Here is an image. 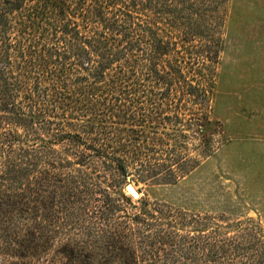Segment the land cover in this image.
Wrapping results in <instances>:
<instances>
[{
	"label": "trees",
	"instance_id": "16d2710c",
	"mask_svg": "<svg viewBox=\"0 0 264 264\" xmlns=\"http://www.w3.org/2000/svg\"><path fill=\"white\" fill-rule=\"evenodd\" d=\"M224 1L0 0V264H264L259 224L117 195L132 175L176 181L185 173L144 131L113 125L132 121L129 84L142 79L163 86V99L173 91L207 101L200 83L183 79L185 56L169 57L175 38L158 34L198 30ZM70 94L85 98L87 134L73 162L54 149L70 138L55 121ZM144 110L150 123L160 118ZM76 205L87 217L85 243L66 242L62 256L48 257L53 240L79 237L82 227L59 224Z\"/></svg>",
	"mask_w": 264,
	"mask_h": 264
},
{
	"label": "rangeland",
	"instance_id": "374dc122",
	"mask_svg": "<svg viewBox=\"0 0 264 264\" xmlns=\"http://www.w3.org/2000/svg\"><path fill=\"white\" fill-rule=\"evenodd\" d=\"M211 17L200 23L198 30L188 29L189 34L179 35L177 30L168 37L158 34L163 40L175 38L169 57L185 56L188 65L182 72L183 79L192 86L200 83L207 101L173 91L163 99L162 93L156 91L163 86L155 87V83L142 79L129 84L132 121L122 118L113 125L144 131L150 139L157 140L153 151L184 163L185 173L176 181L132 175L117 195L130 197L125 190L130 184L139 195L137 200L147 198L191 214L220 216L230 223L250 221L264 227V0H225ZM200 95L204 98L201 92ZM83 97L70 94L65 101L69 105L66 111H57L55 121L70 136L69 140L56 141L54 149L60 160L76 161V151L85 154ZM126 98L121 95L122 103ZM140 108L151 116L157 112L160 118L150 123L140 116ZM173 110L178 111L177 118L161 120L163 116L170 117ZM150 139L146 146L152 144ZM141 141L145 139L139 138ZM80 169L85 172V167ZM98 171V175H91L95 182L103 180ZM85 200L86 197L79 199L83 205ZM78 207L69 206L65 219L59 215V224L70 227L73 233V229L82 227L77 232L79 237L53 240L48 257L62 256L61 244L66 242L85 243L87 217H78Z\"/></svg>",
	"mask_w": 264,
	"mask_h": 264
},
{
	"label": "water",
	"instance_id": "95a60500",
	"mask_svg": "<svg viewBox=\"0 0 264 264\" xmlns=\"http://www.w3.org/2000/svg\"><path fill=\"white\" fill-rule=\"evenodd\" d=\"M125 190H126V192L129 194V196H130L132 199L137 200V199L139 198L138 193L133 189V187H132L130 184H127V185L125 186Z\"/></svg>",
	"mask_w": 264,
	"mask_h": 264
},
{
	"label": "bare ground",
	"instance_id": "6f19581e",
	"mask_svg": "<svg viewBox=\"0 0 264 264\" xmlns=\"http://www.w3.org/2000/svg\"><path fill=\"white\" fill-rule=\"evenodd\" d=\"M132 186V185H131ZM133 187V186H132ZM134 189V188H133ZM135 190V189H134Z\"/></svg>",
	"mask_w": 264,
	"mask_h": 264
}]
</instances>
